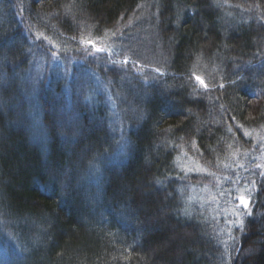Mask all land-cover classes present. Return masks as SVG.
Listing matches in <instances>:
<instances>
[{
  "label": "trees",
  "instance_id": "16d2710c",
  "mask_svg": "<svg viewBox=\"0 0 264 264\" xmlns=\"http://www.w3.org/2000/svg\"><path fill=\"white\" fill-rule=\"evenodd\" d=\"M143 10L167 52L152 66L121 50L152 66L142 74L82 46L125 39ZM263 38L264 0H0V264H264L261 170L228 241L186 202L213 178L178 166L217 172L256 148L264 76L242 83ZM213 60L222 77L194 71ZM93 75L112 79L113 103L93 97Z\"/></svg>",
  "mask_w": 264,
  "mask_h": 264
},
{
  "label": "rangeland",
  "instance_id": "374dc122",
  "mask_svg": "<svg viewBox=\"0 0 264 264\" xmlns=\"http://www.w3.org/2000/svg\"><path fill=\"white\" fill-rule=\"evenodd\" d=\"M142 15L137 18L134 21L133 25H129V31L131 34L126 36L125 39L121 36H117V38L114 41V37H99L97 39L91 40L95 43L97 48L103 49V51H96L95 48L92 47L90 44H86L83 41H80L82 46L83 44L86 46L88 45L89 50L93 52L94 55L99 56V58H103L105 60V56L109 58V60H115L113 61H121V63L124 64H130L131 65V71L142 74L145 70V68H151L154 64L159 63L162 58H164V54L167 52V50H164L162 46H158L152 29L150 28L149 24V16L146 14V11L143 10ZM113 41H112V40ZM44 40L47 42V45H50L51 47L58 50H62L61 48H64L60 43H58V39H54L52 37L50 38H44ZM122 42V45L120 43ZM261 42L264 43V38L261 40ZM67 45H65L66 47ZM122 46V49L119 47ZM124 51L123 53L126 54V56H129V54L132 53L133 56L136 58H140V60L149 63L152 65L151 67L145 66L142 63L138 62H132L130 60L120 58L119 55L120 52ZM264 51V47L262 49ZM98 53H102L104 57H101ZM88 56V54H87ZM112 57V58H111ZM56 58H54L55 60ZM168 61V59H166ZM76 61V60H73ZM106 61V60H105ZM130 61V62H129ZM77 62V61H76ZM107 62V61H106ZM62 67L64 66V62L60 61L58 62ZM210 64V65H209ZM209 64H200L195 63L194 65V71L199 72L201 74H204L208 79H213L214 77H222L225 74V71L220 68V65L215 64V60H213ZM58 67L57 71L61 72V68ZM234 70H236V67L233 66L230 69H227V73H232ZM259 71V72H257ZM249 75L246 76L245 81H243L242 85H247V82H250L252 79H254L256 76H264L260 73L264 74V58L257 62L255 65V68L248 71ZM98 77H100L97 73H95ZM200 76V75H199ZM92 84H91V92L93 93V97L95 98L96 95L99 93H102L105 99L106 97L112 98L111 94H109V89H114L113 87V81H107L104 83L103 81L99 80L96 76H92ZM130 84L125 83L124 80H120V83L118 84V88H124L126 86H129ZM107 86V87H106ZM90 92V91H89ZM250 93L254 94L256 91H251ZM90 97V98H93ZM116 97H118L116 95ZM123 99V98H122ZM111 103H113L112 99H107ZM111 109V108H110ZM112 110V109H111ZM255 133L251 135L253 137L254 144H256V148L248 149L244 156L241 157H232L231 161L228 163H222V165L216 169L217 172H214L208 167H205L204 165H201L199 162H197L195 159L191 158H182V155L178 158V166L179 168L185 173V174H199V175H208L213 178L212 185L206 184V185H199V186H193L188 187L187 189V198L186 202L187 205H197L199 207L201 212L203 213L209 220H215L218 227L217 229L221 232V234L224 236H227V240L233 239L232 237V231L234 228H238L239 226L233 224L229 225L227 221L229 220H235V217L231 215L230 211H227L231 209L232 203H234V200L229 199V195H223L222 193H229L231 197H235L237 195L236 191L234 189L237 187L236 184L233 183L234 180H236L237 176L245 177L249 181V175L251 174V168H255V164L257 163H264V139H261L264 137V129H259L258 131H254ZM245 135V133H243ZM255 135V136H254ZM237 153V150L235 151ZM235 154V153H234ZM224 164H230L231 167L225 168ZM236 165H243V167H236ZM196 169L200 168L201 171H193L189 172L187 169ZM206 170V171H205ZM261 170V169H260ZM262 171V170H261ZM209 173H213L209 174ZM227 178V179H226ZM250 182V181H249ZM243 181L239 184V187H244ZM206 210V211H205ZM225 243L227 241H224Z\"/></svg>",
  "mask_w": 264,
  "mask_h": 264
},
{
  "label": "snow or ice",
  "instance_id": "6c2138e0",
  "mask_svg": "<svg viewBox=\"0 0 264 264\" xmlns=\"http://www.w3.org/2000/svg\"><path fill=\"white\" fill-rule=\"evenodd\" d=\"M84 43L92 45V47L95 48L96 51H103V49L97 48L95 43L91 40L84 41ZM52 55L55 56L56 54L53 53ZM155 71L159 72L160 70L157 68ZM194 78L196 81L199 82L201 86H203L204 88H207V84L205 83L204 79L201 76L195 75ZM229 131H231V128H229ZM248 135H250V133L245 132V136H248ZM261 139H264V137H262ZM223 166L225 168L231 167L230 164H224ZM236 167H243V165H236ZM255 168L261 169L262 170L260 173L261 177H264V163L255 164ZM201 170L202 169L200 168L187 169V171L189 172H193V171L198 172ZM209 174L214 175L213 173H209ZM241 181H243L245 185L244 187H239V184L241 183ZM233 183L237 185V187L234 189V191H236L237 193L235 197H231L229 193H222L223 195H229L230 201L231 200L235 201L234 203H232L231 209L227 210L231 212V215L235 217V220H229L227 221V223L229 225L235 224L239 226L241 229H243L245 226L244 217L251 216L253 214L252 213V204H253L252 196H253L254 190L257 188V182L254 179L249 182L247 178L237 176L236 180H234Z\"/></svg>",
  "mask_w": 264,
  "mask_h": 264
}]
</instances>
